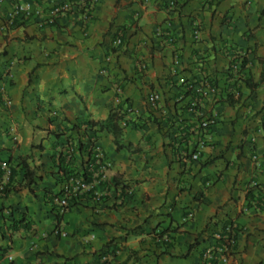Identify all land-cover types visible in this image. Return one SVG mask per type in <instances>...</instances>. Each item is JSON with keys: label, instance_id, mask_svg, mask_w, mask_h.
<instances>
[{"label": "crops", "instance_id": "0c3cea01", "mask_svg": "<svg viewBox=\"0 0 264 264\" xmlns=\"http://www.w3.org/2000/svg\"><path fill=\"white\" fill-rule=\"evenodd\" d=\"M68 1L0 0V162L11 185L36 170L4 195L0 169L3 264H264V0H100L86 17L52 14ZM112 107L120 147L95 126L103 192L58 219V155L71 151L80 174L91 131L73 126ZM22 216L28 229L7 230Z\"/></svg>", "mask_w": 264, "mask_h": 264}, {"label": "built area", "instance_id": "2783aa9c", "mask_svg": "<svg viewBox=\"0 0 264 264\" xmlns=\"http://www.w3.org/2000/svg\"><path fill=\"white\" fill-rule=\"evenodd\" d=\"M100 0H78L77 2L68 1L66 3H63L61 5H58L52 9V14H61L66 12H71L75 9H82V14L84 17L87 16V14L90 13V11L99 3ZM171 40V39H170ZM232 68L238 70L240 68V62H235L231 66ZM159 98V95L157 93H151L148 97V102L151 105H155L157 100ZM9 103V101H7ZM212 124V121L210 119L204 120L200 123V127L203 130H206L210 125ZM120 125L124 126L125 121L121 120ZM84 129L89 130L88 127L83 126ZM90 144V156L89 160L84 164V167H86V170L92 175V181L89 184L83 183L82 176L80 174L75 173V175L70 176V178L64 183V185L61 187L62 193L55 196L52 203L55 206L57 215L63 216L66 212L69 210V201L76 193H81L82 191L90 190V196L97 198L99 197L103 192V180H104V171L106 169V157L104 155V152L100 145L97 143L96 139H91V142L89 140ZM68 151L67 153H69ZM66 153V154H67ZM193 159H197L198 155L193 154ZM253 159H255V156H253ZM0 169L3 170L4 175L7 177L10 175L11 170L6 161L0 162ZM189 217H192V213H188ZM58 233H60V230H57ZM229 232H226L225 235L215 234V237L217 239L222 238L223 244L220 248L222 254H226L227 250L233 245L234 238L232 236H228ZM161 239L164 241L169 240V236L164 234L161 236ZM111 254H106L103 257V260L109 259ZM11 261L13 259V256L11 254H6L4 256H0V264H3V260ZM209 264H215V263H209Z\"/></svg>", "mask_w": 264, "mask_h": 264}, {"label": "trees", "instance_id": "16d2710c", "mask_svg": "<svg viewBox=\"0 0 264 264\" xmlns=\"http://www.w3.org/2000/svg\"><path fill=\"white\" fill-rule=\"evenodd\" d=\"M247 64V59L246 57H243L240 61V68H244ZM247 84L250 87H254L256 86L255 83H253L252 81L246 80ZM123 120V116L118 112V110H116V108H111L108 116L103 119V120H99V121H93V120H88L85 122H79L78 124L74 125L73 128H76V130H80L81 126H86L89 128V130L91 131V135H90V142L91 139H96L97 138V131L95 126H99V130H107L108 132L112 133L114 136V141L117 144V147H120L119 144V138L121 137L122 134V127L120 125V121ZM86 130V129H85ZM79 149H81L83 146V144L79 143L78 145ZM86 158L83 161V171L80 173V175L82 176V181L83 183L89 184L92 181V175L86 170V167H84V164L89 160V156H90V144L87 146L86 148ZM72 160V153L71 151L67 154H61L59 153L58 155V168L59 171L61 172V174L63 175V178L65 181H67L70 176L75 175V172L72 171V169L70 168V163ZM14 175V170H11V176L9 178V180L2 186V193L4 195H7L11 190L14 191H18L19 187H28L30 188V186L32 185V183L35 182L36 179V170L35 167L30 168L29 166H24V173H23V178L21 182H15L14 184L11 185L12 182V176ZM90 190H86V191H82L81 193H76L74 196H72V198L69 201V210H71L72 207L75 206V204H77L80 199H82L85 194H90ZM62 190H58L57 192H55V194H51L50 195V200L51 202L53 201L54 197L61 194ZM55 208V206H54ZM68 210V211H69ZM58 219L62 218V216L57 215ZM28 222L25 219V216L20 217L18 220L13 221L11 225L8 226V229L11 233L16 232L19 229H28ZM169 231V230H168ZM165 231L164 233H157L156 237H161L163 234H166ZM228 236L230 237L231 234H228ZM5 254V248H1L0 249V256Z\"/></svg>", "mask_w": 264, "mask_h": 264}]
</instances>
